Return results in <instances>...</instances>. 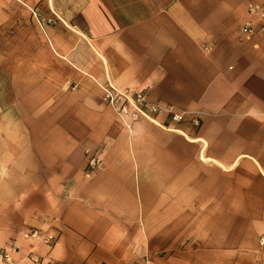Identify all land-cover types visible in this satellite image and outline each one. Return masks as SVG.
<instances>
[{
    "label": "crops",
    "instance_id": "crops-1",
    "mask_svg": "<svg viewBox=\"0 0 264 264\" xmlns=\"http://www.w3.org/2000/svg\"><path fill=\"white\" fill-rule=\"evenodd\" d=\"M264 0H0V249L15 264H264ZM183 114L127 123L104 86ZM103 169L86 177L87 151ZM55 236L53 244L33 237Z\"/></svg>",
    "mask_w": 264,
    "mask_h": 264
},
{
    "label": "built area",
    "instance_id": "built-area-1",
    "mask_svg": "<svg viewBox=\"0 0 264 264\" xmlns=\"http://www.w3.org/2000/svg\"><path fill=\"white\" fill-rule=\"evenodd\" d=\"M251 16L260 15L261 23L256 26L251 21L244 24L242 28L243 40H251L259 34H264V10L258 6L251 5L249 8ZM104 98L107 105L117 114V116L127 123H136L141 120H147L157 126L163 127L155 116L159 114H168L174 122H182L183 114H176L174 108H168L160 103L152 102L147 93L136 92L134 90H118L111 84L104 86ZM86 177L91 178L103 169V160L99 151H87ZM33 237L43 239L47 244H53L56 241L55 236L43 238L39 231L32 234ZM259 244L264 248V231L259 238ZM32 264H42L39 258H30ZM0 263L12 264L13 258L11 252L3 250L0 253Z\"/></svg>",
    "mask_w": 264,
    "mask_h": 264
},
{
    "label": "rangeland",
    "instance_id": "rangeland-1",
    "mask_svg": "<svg viewBox=\"0 0 264 264\" xmlns=\"http://www.w3.org/2000/svg\"><path fill=\"white\" fill-rule=\"evenodd\" d=\"M16 241H17L16 237H10V239L6 242V244L4 246H2L0 249V253L3 250H8L9 252H11V256L13 258L12 264L16 263L15 255L19 251V248H18V245L16 244ZM0 264H4V263H0ZM5 264H7V263H5Z\"/></svg>",
    "mask_w": 264,
    "mask_h": 264
}]
</instances>
